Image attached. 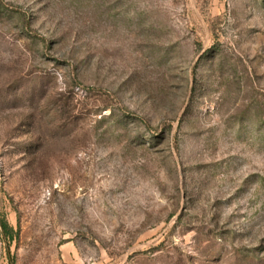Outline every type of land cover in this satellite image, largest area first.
<instances>
[{"label": "rangeland", "instance_id": "rangeland-1", "mask_svg": "<svg viewBox=\"0 0 264 264\" xmlns=\"http://www.w3.org/2000/svg\"><path fill=\"white\" fill-rule=\"evenodd\" d=\"M0 264H264V0H0Z\"/></svg>", "mask_w": 264, "mask_h": 264}, {"label": "trees", "instance_id": "trees-1", "mask_svg": "<svg viewBox=\"0 0 264 264\" xmlns=\"http://www.w3.org/2000/svg\"><path fill=\"white\" fill-rule=\"evenodd\" d=\"M2 227H3L4 232H5L6 235L9 236V235H11L13 233V230L10 229V227H9V225H8V223L6 221H2Z\"/></svg>", "mask_w": 264, "mask_h": 264}]
</instances>
